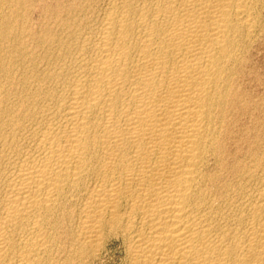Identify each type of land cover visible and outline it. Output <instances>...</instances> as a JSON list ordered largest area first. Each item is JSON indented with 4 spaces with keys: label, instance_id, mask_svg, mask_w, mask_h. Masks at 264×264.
I'll list each match as a JSON object with an SVG mask.
<instances>
[{
    "label": "bare ground",
    "instance_id": "obj_1",
    "mask_svg": "<svg viewBox=\"0 0 264 264\" xmlns=\"http://www.w3.org/2000/svg\"><path fill=\"white\" fill-rule=\"evenodd\" d=\"M263 47L264 0H0V264H264Z\"/></svg>",
    "mask_w": 264,
    "mask_h": 264
},
{
    "label": "rangeland",
    "instance_id": "obj_2",
    "mask_svg": "<svg viewBox=\"0 0 264 264\" xmlns=\"http://www.w3.org/2000/svg\"><path fill=\"white\" fill-rule=\"evenodd\" d=\"M257 58L260 61V70L264 71V53ZM99 256L93 264H123V252L117 242H111Z\"/></svg>",
    "mask_w": 264,
    "mask_h": 264
}]
</instances>
